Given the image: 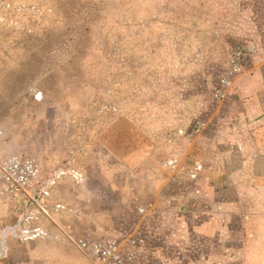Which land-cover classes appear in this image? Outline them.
I'll list each match as a JSON object with an SVG mask.
<instances>
[{
    "label": "rangeland",
    "instance_id": "374dc122",
    "mask_svg": "<svg viewBox=\"0 0 264 264\" xmlns=\"http://www.w3.org/2000/svg\"><path fill=\"white\" fill-rule=\"evenodd\" d=\"M37 1L13 0L0 13V172L13 157L33 159L66 202L94 204L110 231L100 235L126 245L128 236L142 237L136 264H160L163 238L146 223L150 206L139 209L174 170L194 185L198 164L216 165L201 163V140L214 135L237 77L264 60V0H84L99 5L91 19L57 22L79 50L73 67L63 48L39 53L33 33L42 37L55 13ZM241 46L255 50L234 75L231 60ZM47 57L56 72L47 73ZM42 199L7 203L18 222L24 213L32 217L20 221L31 235L55 192ZM73 239L59 264H101L75 253Z\"/></svg>",
    "mask_w": 264,
    "mask_h": 264
},
{
    "label": "crops",
    "instance_id": "0c3cea01",
    "mask_svg": "<svg viewBox=\"0 0 264 264\" xmlns=\"http://www.w3.org/2000/svg\"><path fill=\"white\" fill-rule=\"evenodd\" d=\"M231 92L214 135L201 140V163L216 165L195 170L194 185L189 174L174 170L153 188V200L142 203L151 210L146 223L163 238L156 247L160 264H264V60L243 71ZM54 192L55 204L41 213L45 234L22 242L12 234L21 228L18 214L0 195V239L9 228L0 264H59L70 257L68 238L110 233L94 204L68 203L62 188Z\"/></svg>",
    "mask_w": 264,
    "mask_h": 264
},
{
    "label": "built area",
    "instance_id": "2783aa9c",
    "mask_svg": "<svg viewBox=\"0 0 264 264\" xmlns=\"http://www.w3.org/2000/svg\"><path fill=\"white\" fill-rule=\"evenodd\" d=\"M251 49L255 50V46H251L250 49L246 46H241L234 52L231 60V74L235 75L241 72L244 67L246 53ZM222 82L227 84L228 80L224 78ZM217 95L224 96L225 93L221 89ZM201 170L202 165L198 164L196 172ZM196 175V173L193 174V176ZM51 184L50 180L44 179L39 164L33 159L16 156L1 167L0 195L6 202L14 203L15 208H17L19 203H23L26 206L28 203H38L40 199L49 197L51 194L49 185ZM41 210H43V206ZM144 210L141 207L139 212L145 213ZM31 219L32 217L28 216V213H24L23 220L20 221L27 222ZM20 221L17 223L21 226L22 223ZM32 232L35 233L31 235V230H28L25 225V227L19 228V231L18 229L14 230L12 234L16 238H28L29 236L34 238L42 234L40 228L34 229ZM120 238L117 235L78 237L74 239V244L82 253L95 258L101 264H136L138 250L143 248L144 239L137 237L139 239L136 240V236H128L129 241H127L128 245H126Z\"/></svg>",
    "mask_w": 264,
    "mask_h": 264
},
{
    "label": "trees",
    "instance_id": "16d2710c",
    "mask_svg": "<svg viewBox=\"0 0 264 264\" xmlns=\"http://www.w3.org/2000/svg\"><path fill=\"white\" fill-rule=\"evenodd\" d=\"M37 4L42 5L43 0L37 1ZM44 4H48L52 8V10H54L55 14H53V18L50 19V23L44 30L45 32L42 34V37H39L38 30H36V33H33V35H37L36 40L38 41V44H35L39 45V53L43 54L44 56L46 52H57L58 50H61L63 48L64 51H66L67 59L69 58L71 67H73V63L75 61V58L77 57V53L79 52V50L73 47V45L75 44L73 38H70V40H67V38H65V35L68 32H58V30H60V27L57 22L63 21L64 24L72 23V21L77 19L78 16H81V14H85V18L88 17V19H91V17L95 15L96 9L99 5L94 2L84 0H44ZM12 6L13 0H0L1 15L5 13L7 7L11 8ZM48 49L51 50L48 52ZM46 66L48 69L46 70L47 73H54L57 71L56 67L52 65L50 57H47Z\"/></svg>",
    "mask_w": 264,
    "mask_h": 264
},
{
    "label": "water",
    "instance_id": "95a60500",
    "mask_svg": "<svg viewBox=\"0 0 264 264\" xmlns=\"http://www.w3.org/2000/svg\"><path fill=\"white\" fill-rule=\"evenodd\" d=\"M2 238L0 239V258L4 257L6 254V244H7V237L9 236V228H6L1 233Z\"/></svg>",
    "mask_w": 264,
    "mask_h": 264
}]
</instances>
